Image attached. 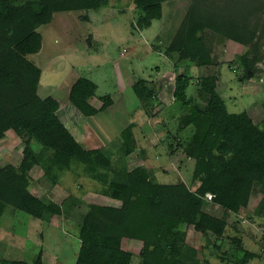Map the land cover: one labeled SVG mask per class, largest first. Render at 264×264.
I'll list each match as a JSON object with an SVG mask.
<instances>
[{
  "label": "trees",
  "instance_id": "obj_1",
  "mask_svg": "<svg viewBox=\"0 0 264 264\" xmlns=\"http://www.w3.org/2000/svg\"><path fill=\"white\" fill-rule=\"evenodd\" d=\"M176 1L132 0L140 11L133 28L150 30L165 18V5ZM185 1L184 10L170 16L169 44L164 47L159 42L152 47L174 64L187 61L191 68H198V75L176 77L172 105L159 99L162 87L155 80L137 76L133 85L145 117L158 116L156 106H164L169 113L175 111L168 122L180 116L178 128L194 129L186 145L170 129L167 134L170 155L181 151L194 162L190 184L182 180L163 184L153 170L130 167L129 157L137 149L136 122L123 129L117 159L102 149H85L61 120L60 102L39 95L42 69L28 58L40 53V28L53 24L58 13L90 14L108 8L111 0H0V142L13 129L22 139L23 133L27 135L20 164H0V217L8 207L45 222L63 217L78 228L76 264H132L134 254L123 249L124 239L143 243L140 264H211L204 251L216 252L221 262L233 264H251L261 258L246 249L239 232L230 239L232 247L224 250L228 220L207 213L205 207L213 203L225 215L238 216L248 208L254 184L264 183V120L256 124L248 112L231 113L218 91L225 65L237 67L241 84L264 75L259 67L264 61V0ZM248 27H254L257 36L247 44V51L229 62L217 61L208 34L237 42L240 30ZM88 43L92 45L93 36ZM98 90L95 82L83 77L73 87L71 101L87 116L105 112L115 103L107 95L100 98L101 108L91 106ZM35 167L55 185L65 172L85 174L102 186L99 195L109 203L91 202L84 207L78 196L71 195L57 209L31 193L30 173ZM190 229L203 240L198 249L188 244ZM42 252L37 264H42Z\"/></svg>",
  "mask_w": 264,
  "mask_h": 264
},
{
  "label": "rangeland",
  "instance_id": "obj_2",
  "mask_svg": "<svg viewBox=\"0 0 264 264\" xmlns=\"http://www.w3.org/2000/svg\"><path fill=\"white\" fill-rule=\"evenodd\" d=\"M110 3L108 8L90 14L58 13L53 24L40 28L43 35L42 50L28 58L42 69L45 78L49 77L43 78L44 87L50 85L48 80L56 79L51 82L56 83L53 86H59L65 81V85L71 84V93L77 81L86 77L98 84V96H112L114 106L105 112L94 111L84 120L80 111L75 112V104L68 101L69 97L66 95L69 93H66V90L55 92L54 89L45 88L47 91H40V95L42 98L51 96L63 101L65 108L63 116L60 117L73 133H77L76 138L82 146L90 150L102 149L112 159H117L123 129L131 122H136L134 136L137 149L129 157L130 167L145 166L153 170L159 183L173 184L182 180L190 184L194 162L186 160L181 151L170 155L172 151L168 147L170 142L167 134L170 129L172 135L176 134L186 145L194 135L193 126L178 128L180 116L173 122H168L169 114L174 110L169 113L164 106H156L158 116L145 117L138 95L132 88L133 85H130L137 76L149 81L155 80L157 85L162 87L159 99L172 105L176 77L180 74L198 75V68H191L187 61L174 64L163 52H156L152 47L159 42L163 43L164 47L169 44L166 40L168 34H171L170 27L173 23L170 16H175L179 10L183 11L187 3L185 0H177L173 6L165 5V18L155 22L148 31L133 28L140 11L135 8L132 0H111ZM86 15H89L88 20ZM91 35H94V38L90 46L88 39ZM239 35L238 41L232 42L219 35L208 34L217 61L229 62L237 54L246 52L247 44L256 39L257 32L254 27H248L242 28ZM53 60L56 62H51ZM259 67L264 71V61ZM61 71L63 75L60 77H51ZM237 73V67L231 69L229 65H225L218 91L231 113L248 112L253 121L259 124L264 120V75L241 84ZM193 83L196 85L197 79ZM193 92L191 89L190 94ZM96 105L100 108L102 102L96 101ZM164 120L169 127H166ZM26 136V133H23L22 139L17 129L7 133V139L0 142L1 165L20 164L23 157L21 145ZM183 159L186 161L185 165H182ZM30 175L34 180L31 193L57 209L61 208L63 202L71 195L78 196L84 207L91 202L109 203L99 195L102 186L85 174L77 176L76 173L65 172L58 185L46 178L40 168L35 167ZM255 202L257 200H253L250 205L252 210L255 209ZM251 209L236 216L232 213L225 215L223 209L205 207V211L220 218L226 216L228 220L230 227L226 234L224 250L232 247L230 239L238 236L236 232H239L246 249L261 256L251 264H264V213L256 218ZM233 226L238 231H235ZM77 232L78 228L61 216L45 222L8 207L6 214L0 217V261L2 264H12L14 261L37 264L39 253L43 251V264H76L80 249ZM202 243L201 237L190 229L188 244L198 249ZM123 248L134 254L132 264L141 263V241L124 239ZM204 254V258L209 259L211 264H233L221 262L216 252L204 251Z\"/></svg>",
  "mask_w": 264,
  "mask_h": 264
},
{
  "label": "crops",
  "instance_id": "obj_3",
  "mask_svg": "<svg viewBox=\"0 0 264 264\" xmlns=\"http://www.w3.org/2000/svg\"><path fill=\"white\" fill-rule=\"evenodd\" d=\"M91 36H93V38H94V35H91ZM86 55V54H85ZM87 56V55H86ZM88 58H90V56L88 57ZM86 59H87V57H86ZM51 62H56V60H53V61H51ZM119 65V64H118ZM118 65H117V69H118ZM54 69H56V67L54 68ZM118 72L120 73V69H118ZM50 73V72H49ZM48 73V75L49 76H51V74H49ZM44 75V73H43V71H42V77H41V81H40V89H39V95H40V91H42V90H44L45 88H48L47 90H52V89H54L55 90V92L56 91H58V90H66V93L68 92L69 93V95H66V96H68L69 98H68V101H71L70 99H71V97H72V91H71V93H70V90H71V84H69V85H65L66 83H65V81H64V83H60L59 84V86H53L54 84H56V83H51V82H55V77H60L61 75H63V71H61L60 73H57V74H55L54 75V77L53 76H51L52 78H54L55 80H48L47 82H49V84L50 85H47V87H44V84L42 85V80H43V78H45L46 77V75L45 76H43ZM63 78H65V77H63ZM45 79H49V77L47 76V78H45ZM131 79H132V77H130L129 78V80L131 81ZM133 81L134 80H132L131 82H130V85L132 86V85H134V84H132L133 83ZM71 83V82H70ZM98 85V84H97ZM46 86V85H45ZM73 86V85H72ZM73 88V87H72ZM132 88H133V86H132ZM47 90H44V91H47ZM41 96V95H40ZM103 97V96H102ZM47 98V97H46ZM55 98V97H54ZM101 97L100 96H98V95H96V97H93V98H91V100H90V105L91 106H93L95 109H99V107H98V105H96V101H101V99H100ZM55 99H57L59 102H60V104H61V107H60V111H59V116H63V110H64V108H63V101H60L58 98H55ZM72 102V101H71ZM102 102V101H101ZM70 103V102H69ZM166 103V102H165ZM168 104V103H167ZM168 105H170V104H168ZM103 106V102H102V105L100 106V108ZM110 109V108H109ZM78 111H80L81 112V115H82V118L84 119V120H86V117H88L87 115H85L82 111H81V109L78 107V106H76L75 105V112H78ZM61 118V117H60ZM61 120H62V118H61ZM71 130V129H70ZM72 131V130H71ZM75 136L77 135V133L74 131V133H73ZM255 195H258L257 197L255 196ZM256 197V198H255ZM253 200H257V202H255L256 204H255V209H251V207H250V205L252 204V202H253ZM208 207H213V208H215L216 210H220V209H223V208H221L220 206H218V205H215V204H213V203H211V204H209L208 206H206V208H208ZM251 209V212H254L253 213V216L255 215L256 216V218L259 216V215H262L263 213H264V183L263 184H260V183H255L254 184V186H253V190H252V195H251V199H250V203H249V206H248V208L247 209H244V210H242L241 212H243V211H248V210H250ZM224 210V209H223ZM225 211V210H224ZM207 213H209L208 211H206ZM240 212V213H241ZM211 215H214V214H212V213H210ZM250 215H252V214H250ZM249 215V216H250ZM214 216H216V217H218V218H220V216H218V215H214ZM248 216V217H249ZM58 217V216H57ZM55 218V217H54ZM53 218V219H54ZM222 218V217H221ZM52 219V220H53ZM124 249V248H123ZM124 250H126V249H124ZM126 251H128V250H126ZM130 252V251H129ZM43 264V263H42Z\"/></svg>",
  "mask_w": 264,
  "mask_h": 264
},
{
  "label": "built area",
  "instance_id": "obj_4",
  "mask_svg": "<svg viewBox=\"0 0 264 264\" xmlns=\"http://www.w3.org/2000/svg\"><path fill=\"white\" fill-rule=\"evenodd\" d=\"M207 198H208L209 201L212 200V196L211 195H208Z\"/></svg>",
  "mask_w": 264,
  "mask_h": 264
}]
</instances>
